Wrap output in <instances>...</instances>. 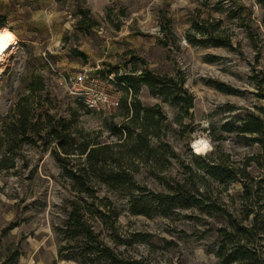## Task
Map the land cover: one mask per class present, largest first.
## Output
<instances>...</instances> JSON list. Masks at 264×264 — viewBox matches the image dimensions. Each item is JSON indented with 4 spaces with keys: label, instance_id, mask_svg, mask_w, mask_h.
Instances as JSON below:
<instances>
[{
    "label": "rangeland",
    "instance_id": "374dc122",
    "mask_svg": "<svg viewBox=\"0 0 264 264\" xmlns=\"http://www.w3.org/2000/svg\"><path fill=\"white\" fill-rule=\"evenodd\" d=\"M4 27L16 49L0 74V264H222L220 248L246 239L264 264V156L255 135L238 131L264 106V0H0ZM53 68L126 75L134 86H119L106 115ZM142 73L183 81L192 118ZM138 105L162 115L151 152L130 138L142 121L126 119V107ZM201 138L209 146L197 154ZM96 143L105 149L87 164L80 150ZM213 162L237 180L216 179L205 168ZM178 183L191 198L182 191L172 209L154 201ZM74 207L89 238L65 233Z\"/></svg>",
    "mask_w": 264,
    "mask_h": 264
},
{
    "label": "trees",
    "instance_id": "16d2710c",
    "mask_svg": "<svg viewBox=\"0 0 264 264\" xmlns=\"http://www.w3.org/2000/svg\"><path fill=\"white\" fill-rule=\"evenodd\" d=\"M141 75L142 77H140V79L144 80V82L149 86L153 94L157 93L154 88L158 87L160 88L161 94L172 95L173 101L179 107V109L181 111H184L187 116L192 118V114H190L189 111L194 107V97L193 95L189 94V92L184 88L183 81H181L179 86L173 79H169L167 77L160 78L148 73H142ZM117 82L119 83V86H134L126 75L117 77ZM259 84V98L264 100L262 82H260ZM126 105L127 103L125 101V106ZM126 108V119L130 118L129 121H131V123H139V121H142V123H140V127L137 128L138 131L137 133H135V136L133 137V133H130V138L135 141V148L144 146L148 152H151L152 149H150L149 147L150 138L152 136H158L155 132H153V130L160 127L162 115L159 113L160 119H158L157 121L154 119L155 116L150 115V113L152 112L151 109L142 108L141 105H138V107H135V109L132 110L129 107ZM130 111L133 112L132 116H129ZM259 111V115H252L244 119L242 121L243 123L241 127L238 128V131L242 134L255 135L256 137L254 138V142L259 144L261 152L264 156V106L261 107ZM150 119L153 121L152 125H150V123L148 122ZM94 145L96 146L90 149L88 148V145H84L83 148L80 150L81 155L86 154L87 164H93V156L97 154L100 150L105 149L101 148L100 146H97V143ZM61 146L63 145L61 144ZM68 152V150H65V154H70ZM260 166L263 168V164H260ZM205 168L206 170L209 169L208 172H210V174H213L216 179L222 182L237 180V169L230 168L229 166H224L220 162H213V165H208ZM70 175L74 180H79L78 174L71 173ZM259 184H264L263 178L258 182V185ZM178 187L179 189H177L174 193H171L166 196L159 195L155 197L154 201H156L161 207L164 206L165 202H167L166 207L172 209L174 201L181 197L182 191L184 192V188L186 186L184 184L181 185L180 183H178ZM245 188V198H249L253 195V188L251 187L250 190L249 186H245ZM259 190H262V188H259ZM192 192V190L189 192L185 191L184 198L187 199V197H189ZM253 196H255V194ZM194 198L195 195H193L192 199ZM195 204L196 203H191L187 204L186 206L191 207ZM86 223L87 219L85 218V215L80 211V209H75L74 207L73 210L70 212L67 224L65 226L66 235L71 237H77L83 234L89 238L90 233H87V230H85ZM256 225L257 222L255 221L252 223V228L244 227L242 229L243 234L249 236L253 231H256ZM73 228L78 229L77 231L72 232ZM222 232L224 234L223 237L227 238L229 236L226 229ZM249 243V239H246V241L243 243L239 241V243H237V245L231 249L221 247L220 252H218L217 256L222 260V264H260L262 262V258L257 255L255 248L250 246ZM90 251H96L101 253L103 252V250L100 249L98 246L93 249H90ZM109 258L112 260V264H146L145 261L142 259H122L117 256H109Z\"/></svg>",
    "mask_w": 264,
    "mask_h": 264
},
{
    "label": "built area",
    "instance_id": "2783aa9c",
    "mask_svg": "<svg viewBox=\"0 0 264 264\" xmlns=\"http://www.w3.org/2000/svg\"><path fill=\"white\" fill-rule=\"evenodd\" d=\"M70 94L78 95L90 109L113 115L120 95L119 84L107 75H93L88 69L64 74L53 68Z\"/></svg>",
    "mask_w": 264,
    "mask_h": 264
},
{
    "label": "bare ground",
    "instance_id": "6f19581e",
    "mask_svg": "<svg viewBox=\"0 0 264 264\" xmlns=\"http://www.w3.org/2000/svg\"><path fill=\"white\" fill-rule=\"evenodd\" d=\"M15 49L16 40L12 32L7 27L0 28V74L2 65ZM208 146V141L202 138L193 142V149L197 154L205 153Z\"/></svg>",
    "mask_w": 264,
    "mask_h": 264
},
{
    "label": "crops",
    "instance_id": "0c3cea01",
    "mask_svg": "<svg viewBox=\"0 0 264 264\" xmlns=\"http://www.w3.org/2000/svg\"><path fill=\"white\" fill-rule=\"evenodd\" d=\"M7 24H8V23H7ZM9 24H10V22H9ZM7 28H8V27H7ZM10 28H13V27H12V26H10V27H9V29H10ZM10 30H11V29H10ZM11 31H12V30H11Z\"/></svg>",
    "mask_w": 264,
    "mask_h": 264
}]
</instances>
